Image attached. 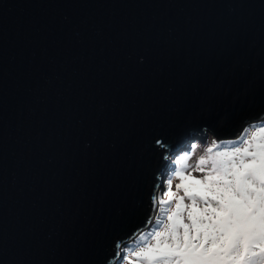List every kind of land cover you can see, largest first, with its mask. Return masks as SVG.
<instances>
[{"label":"water","instance_id":"water-1","mask_svg":"<svg viewBox=\"0 0 264 264\" xmlns=\"http://www.w3.org/2000/svg\"><path fill=\"white\" fill-rule=\"evenodd\" d=\"M262 113L264 0H0V264H98L162 154Z\"/></svg>","mask_w":264,"mask_h":264},{"label":"snow or ice","instance_id":"snow-or-ice-1","mask_svg":"<svg viewBox=\"0 0 264 264\" xmlns=\"http://www.w3.org/2000/svg\"><path fill=\"white\" fill-rule=\"evenodd\" d=\"M193 150L161 155L166 167L149 190L157 215L146 230L114 238L98 264H264V113L235 141L214 142L190 171Z\"/></svg>","mask_w":264,"mask_h":264},{"label":"rangeland","instance_id":"rangeland-1","mask_svg":"<svg viewBox=\"0 0 264 264\" xmlns=\"http://www.w3.org/2000/svg\"><path fill=\"white\" fill-rule=\"evenodd\" d=\"M250 125L251 124H248L246 127H250ZM209 135H212V134L209 133ZM236 139L237 138H235V139H223V140H220V142H219V140L218 141L211 140V138H210V140H208V142L206 143V138L199 137L198 135H195L193 140L187 144V147H182L180 152H177L175 155L181 154V151L182 152H188L189 149L194 146V150L191 154V158L187 159V164L189 165V170L191 171L192 169H195L197 167V165L199 164V160L201 158L207 159V148L208 147H214V142H215V144H221V143L228 144V143L235 141ZM202 141H205V142H204V144L200 145V143H202ZM197 148H199L201 151L198 150ZM214 150H215V148H214ZM191 174L196 176L197 178H200L203 175V173H201L199 171H192ZM176 183H179L178 179H175L173 181V185H175ZM162 188H163V186H161V190H162Z\"/></svg>","mask_w":264,"mask_h":264},{"label":"trees","instance_id":"trees-1","mask_svg":"<svg viewBox=\"0 0 264 264\" xmlns=\"http://www.w3.org/2000/svg\"><path fill=\"white\" fill-rule=\"evenodd\" d=\"M204 137H205V136H204ZM204 137H203V138H204ZM210 138H211V140H216V141L219 140V139L214 138L212 135H209V136L207 137V139H206V143L208 142V140H210ZM204 142H205V141H202V143H200V145H201V144H204ZM219 142H220V140H219ZM206 143H205V144H206ZM194 144H195V143H194ZM194 144H193V145H194ZM221 144H223V143H221ZM203 148H204V147H203ZM197 149L200 150L199 148H197ZM197 149H196V150H197ZM200 151H201V150H200ZM182 153H184V152L181 151V154H182ZM179 155H180V154H179ZM173 190H175V185H173ZM187 202H188V201H186V203H187ZM154 222H155V221H154Z\"/></svg>","mask_w":264,"mask_h":264},{"label":"bare ground","instance_id":"bare-ground-1","mask_svg":"<svg viewBox=\"0 0 264 264\" xmlns=\"http://www.w3.org/2000/svg\"><path fill=\"white\" fill-rule=\"evenodd\" d=\"M250 124H251V123H250ZM247 125H248V124H247ZM247 125H246V126H247ZM246 126H245V127H246ZM245 127H244V128H245ZM244 128L240 131V133H239L238 135H236V136H234V137H232V138H229V139H235V138H237V137L243 132Z\"/></svg>","mask_w":264,"mask_h":264},{"label":"clouds","instance_id":"clouds-1","mask_svg":"<svg viewBox=\"0 0 264 264\" xmlns=\"http://www.w3.org/2000/svg\"><path fill=\"white\" fill-rule=\"evenodd\" d=\"M208 136H209V134H208ZM208 136H207V137H208ZM207 137H206V139H207ZM213 137H214V136H213ZM204 138H205V137H204ZM214 138H216V137H214ZM216 139H217V138H216ZM219 140H223V139H219ZM179 152H180V151H179Z\"/></svg>","mask_w":264,"mask_h":264}]
</instances>
